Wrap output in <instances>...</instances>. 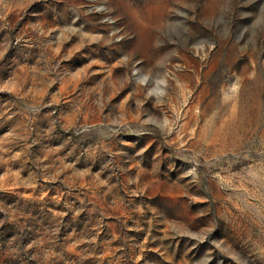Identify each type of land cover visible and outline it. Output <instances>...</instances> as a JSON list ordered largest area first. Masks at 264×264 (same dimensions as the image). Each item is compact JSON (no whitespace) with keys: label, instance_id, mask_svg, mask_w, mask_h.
I'll list each match as a JSON object with an SVG mask.
<instances>
[{"label":"rangeland","instance_id":"rangeland-1","mask_svg":"<svg viewBox=\"0 0 264 264\" xmlns=\"http://www.w3.org/2000/svg\"><path fill=\"white\" fill-rule=\"evenodd\" d=\"M0 264H264V0H0Z\"/></svg>","mask_w":264,"mask_h":264}]
</instances>
